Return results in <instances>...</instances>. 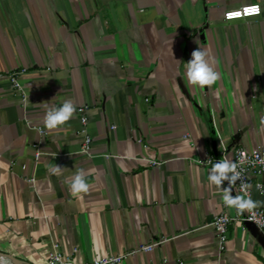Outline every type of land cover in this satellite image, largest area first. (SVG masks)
<instances>
[{"label":"crops","instance_id":"0c3cea01","mask_svg":"<svg viewBox=\"0 0 264 264\" xmlns=\"http://www.w3.org/2000/svg\"><path fill=\"white\" fill-rule=\"evenodd\" d=\"M250 3L259 15L223 20ZM201 48L220 73L211 88L185 75ZM66 100L86 106L89 155L76 114L44 127ZM261 116L264 0H0V253L46 264L56 243L81 264L94 248L118 264H264L261 234L240 221L217 250L228 181L211 185L205 162L264 146ZM81 169L77 197L66 181Z\"/></svg>","mask_w":264,"mask_h":264},{"label":"clouds","instance_id":"9594fccd","mask_svg":"<svg viewBox=\"0 0 264 264\" xmlns=\"http://www.w3.org/2000/svg\"><path fill=\"white\" fill-rule=\"evenodd\" d=\"M259 15L260 6L258 4H249L242 9H232L224 13L226 20L241 19L245 15ZM208 52L206 49H195L191 52V59L187 61L185 68V75L188 82L193 86H199L201 88H211L221 77L220 73L209 63ZM76 104L71 100L64 101L59 107H47L45 115L43 117L44 127L51 131L57 127L66 124L76 112ZM260 123L264 124V116H261ZM247 161V155L242 154L239 161V165H243ZM258 162L264 164V159H258ZM238 163L229 160L228 158L219 159V161L212 164L210 173L208 175V181L211 185L222 188L224 181H228V187H223L222 201L223 204L229 209H235L237 213L243 215L245 212L255 216V209L264 204V201L253 200L251 195L248 194L247 189L251 187L250 184L242 182V190L245 195L236 194L232 195V188L238 180H242L241 172L238 171ZM61 166L56 165L51 168L50 171L59 174ZM85 172L83 169L78 170L69 180V190L73 196L80 197L82 193L89 191V184L85 179ZM257 187H260L259 185ZM82 198V197H81ZM225 217V221H226ZM94 264H108L107 253H101L97 249H93ZM57 259H60L57 257ZM0 264H8V258L0 256ZM60 264H65L63 260H60ZM112 264H118L113 258Z\"/></svg>","mask_w":264,"mask_h":264},{"label":"built area","instance_id":"2783aa9c","mask_svg":"<svg viewBox=\"0 0 264 264\" xmlns=\"http://www.w3.org/2000/svg\"><path fill=\"white\" fill-rule=\"evenodd\" d=\"M250 4L255 5L258 3H250ZM244 6L246 5L238 6L232 9H242ZM232 9H229V10H232ZM229 10H226V11H229ZM226 11H224L222 14L223 20H226L224 18V13ZM253 15H245L243 18L253 16ZM10 81L15 86H18V83L15 78L10 77ZM85 109H86L85 105H78L76 107L75 114L78 120L77 132L78 134H80V137H81L79 151L82 154L89 155L91 138L86 129L87 118L84 113ZM221 150L222 152L219 158L207 156L205 162L211 163L212 161H219V159H224V156H223L224 147H222ZM242 154L247 155V161L243 165H239V161L241 159ZM37 155H38V152H35V157H37ZM258 159H264V146H257L253 148H247V147L233 148L232 157L230 160L238 163L239 166L237 170L241 172V177H242V180H238L236 184L233 186L234 196L236 194L245 195V192L242 190V182L251 185V187L247 189L248 194H250L251 188L253 186V189L256 190L257 193L264 195V184H262L259 181L253 182L252 184L250 183V178L252 175L259 176L260 174L264 172V164L259 163ZM150 163L154 164L153 161H150ZM258 185L260 187H257ZM221 204H222V209L220 210V212H218L217 214L213 216L210 222V225L215 235L216 247L218 251L222 250L224 247V243L227 237L228 225L231 221L236 220V221H240L243 223L244 222L249 223L250 225H252L259 231L262 238L264 239V208H256L254 210L256 213L255 216L251 215L250 213L245 212L243 215L233 217L230 215L228 211L229 208L223 204V201L221 202ZM225 217L227 218L226 221H225ZM153 245L154 244H147L145 246H142L141 249L150 250L153 247ZM73 252H75V248H72L71 252L69 253L61 252L57 244L52 243L50 249L47 252L46 258H45L46 264H60V260H63L65 264H81L75 261L74 257L72 256ZM107 256H108V264H112L113 258H115V260L118 263L124 258L123 254H107ZM57 257H59L60 259H57ZM87 264H94L93 259L91 260V262Z\"/></svg>","mask_w":264,"mask_h":264},{"label":"water","instance_id":"95a60500","mask_svg":"<svg viewBox=\"0 0 264 264\" xmlns=\"http://www.w3.org/2000/svg\"><path fill=\"white\" fill-rule=\"evenodd\" d=\"M245 223V222H244ZM245 224H249V223H245ZM250 225V224H249ZM252 226V225H251ZM253 227V226H252ZM255 228V227H254ZM261 238H262V236H261ZM263 239V238H262ZM264 240V239H263ZM0 256H4L5 258H8V261L9 262H13V263H15V264H28V263H26V262H24V261H22V260H20V259H17V258H15V257H13V256H10V255H6V254H2V253H0Z\"/></svg>","mask_w":264,"mask_h":264},{"label":"bare ground","instance_id":"6f19581e","mask_svg":"<svg viewBox=\"0 0 264 264\" xmlns=\"http://www.w3.org/2000/svg\"><path fill=\"white\" fill-rule=\"evenodd\" d=\"M10 263H11V262H10ZM11 264H15V263L12 262Z\"/></svg>","mask_w":264,"mask_h":264},{"label":"rangeland","instance_id":"374dc122","mask_svg":"<svg viewBox=\"0 0 264 264\" xmlns=\"http://www.w3.org/2000/svg\"><path fill=\"white\" fill-rule=\"evenodd\" d=\"M8 264H11V263L8 261Z\"/></svg>","mask_w":264,"mask_h":264}]
</instances>
